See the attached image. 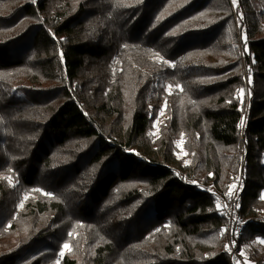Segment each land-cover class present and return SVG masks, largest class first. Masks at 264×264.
<instances>
[{"label":"trees","instance_id":"1","mask_svg":"<svg viewBox=\"0 0 264 264\" xmlns=\"http://www.w3.org/2000/svg\"><path fill=\"white\" fill-rule=\"evenodd\" d=\"M238 177L242 251L264 238V0H0V264H238Z\"/></svg>","mask_w":264,"mask_h":264},{"label":"rangeland","instance_id":"2","mask_svg":"<svg viewBox=\"0 0 264 264\" xmlns=\"http://www.w3.org/2000/svg\"><path fill=\"white\" fill-rule=\"evenodd\" d=\"M244 94L246 96L249 95V90L247 87L244 90ZM155 127H156V129L153 132H154V136H157V134H158L157 133L158 132L157 131L158 130V121L156 122ZM176 146H177L178 157L180 159H182L185 163H189L190 159L188 156V151L184 145V138H180L179 140H177ZM233 184H235L236 187L231 189V195H229L230 190H228L226 193L221 191L222 193L219 194L218 205L222 211H223V208L226 207V205H228L232 201V198H233L232 195H234V193H235L236 189L239 187V185H242L244 187L243 177H238ZM262 197H264V190L262 191ZM262 199H264V198H262ZM221 202L225 203L224 207L222 206ZM262 214L264 215V209L262 210ZM236 221H237V226L239 223H241V221H243V219L239 216L238 211L236 213ZM229 226H230V224L228 221V230H229ZM235 236L236 235H233V237H232L233 244L235 243ZM261 239H264V238H256L250 244L244 246L243 250L238 251V253L236 254L237 259H242L245 264H258L257 261L255 260V257L253 256V253H254L255 249L260 250V251H264V244H260L258 242ZM229 249L232 251V248L230 247V242H229Z\"/></svg>","mask_w":264,"mask_h":264},{"label":"built area","instance_id":"3","mask_svg":"<svg viewBox=\"0 0 264 264\" xmlns=\"http://www.w3.org/2000/svg\"><path fill=\"white\" fill-rule=\"evenodd\" d=\"M243 190V186L239 185V187L236 189L232 201L225 206L224 202H221L223 208V212L227 215L228 217V221H229V230H228V235H229V240H230V247L232 248V251L234 252V254H237L238 251L237 249H235L234 244H233V240L232 237L233 235H238V233L240 232L241 228L245 226L244 222L241 221V223L238 224L237 226V221H236V213H237V208L235 207V205L238 203L240 204V200H241V192ZM238 264H245L244 261L242 259H238Z\"/></svg>","mask_w":264,"mask_h":264},{"label":"snow or ice","instance_id":"4","mask_svg":"<svg viewBox=\"0 0 264 264\" xmlns=\"http://www.w3.org/2000/svg\"><path fill=\"white\" fill-rule=\"evenodd\" d=\"M33 2H36V0H33ZM232 3L235 5V4L237 3V0H232ZM168 35H175V32L173 31V32H171V33H168ZM60 55L62 56L63 53H60ZM169 88H171V85H169ZM239 94H240L241 97H243V95H244V89H243V88L239 89ZM229 102H230V101H229ZM241 110L243 111V109H241ZM159 114H160V115H163V111H161ZM239 127H240L241 129H243V128L245 127V120H244V119H241V120H240V122H239ZM235 187H236L235 184H233V185L230 186V192H229V195H231V189H232V188H235ZM45 195H47V193H45ZM262 198H264V197H262ZM235 207H236V208H239V204L237 203V204L235 205ZM258 242H259L260 244H264V239H261V240H259ZM64 248H65V249H68V248H69V245H68V244H65V245H64Z\"/></svg>","mask_w":264,"mask_h":264}]
</instances>
